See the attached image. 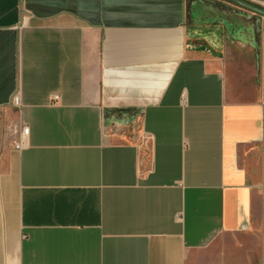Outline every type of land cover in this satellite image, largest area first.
I'll use <instances>...</instances> for the list:
<instances>
[{"label":"crops","instance_id":"0c3cea01","mask_svg":"<svg viewBox=\"0 0 264 264\" xmlns=\"http://www.w3.org/2000/svg\"><path fill=\"white\" fill-rule=\"evenodd\" d=\"M192 5L0 0V264H264L263 82L231 79L261 16Z\"/></svg>","mask_w":264,"mask_h":264},{"label":"rangeland","instance_id":"374dc122","mask_svg":"<svg viewBox=\"0 0 264 264\" xmlns=\"http://www.w3.org/2000/svg\"><path fill=\"white\" fill-rule=\"evenodd\" d=\"M207 11V12H206ZM191 12V17L193 19H198L197 21L192 20V19H187V23L189 24L188 29H190V33L194 34L193 30H194V24L196 23V25L198 24L200 28L206 30L205 32H197L198 35H209L208 31L210 29V17H209V7H200V6H195L192 5L190 6V11ZM200 16V17H199ZM250 16V15H249ZM252 16V18H251ZM250 16L249 21L251 22L253 26V32H254V37L253 40L252 36L250 34V42L255 46V51L256 54L252 55V56H246V54H241V56L243 55L245 57V59L239 58L238 62L236 64L239 65L238 70H235V76L232 77L231 79L233 80V82H239L241 84H244V89L247 88V85L249 83H253L255 86V96L259 97L260 96V90H261V59H260V54H259V50H260V45H261V37L259 33L255 32V28H256V19L259 17H255L253 15ZM253 22H252V21ZM263 29H264V21H263ZM259 26L261 27V24H259ZM189 40H193L195 39V37L191 36L188 38ZM248 39V38H247ZM254 56V57H253ZM243 58V57H242ZM244 61V62H242ZM243 90V89H242ZM240 91V93H238V90H234L235 93V99L238 100H242L243 98L247 99L246 96L244 95L243 91ZM238 91V92H237ZM16 117H15V108H12L10 111V114L7 116L5 115V112L3 110H0V126H1V131H2V135L4 134L3 132L8 133L10 131L9 127H11L15 121ZM119 138H124V139H131V140H136V141H143V137L139 134L137 127L136 128H130L128 129L126 132H123L119 135ZM255 251H257L256 247H255Z\"/></svg>","mask_w":264,"mask_h":264},{"label":"water","instance_id":"95a60500","mask_svg":"<svg viewBox=\"0 0 264 264\" xmlns=\"http://www.w3.org/2000/svg\"><path fill=\"white\" fill-rule=\"evenodd\" d=\"M200 2L202 3H209V4H212V6H216L219 1L221 0H199ZM225 1H228V2H231L239 7H243L255 14H258L260 15L261 17H259V19L256 22V33H259L260 36L261 35H264V29H263V21L262 18L264 19V9L262 8H259V7H256L254 5H251L243 0H225ZM259 24H261V27L259 26ZM262 59H263V65H262V81H263V76H264V38L262 37ZM263 88H264V83H263ZM128 114L132 115L131 114V110H127Z\"/></svg>","mask_w":264,"mask_h":264},{"label":"trees","instance_id":"16d2710c","mask_svg":"<svg viewBox=\"0 0 264 264\" xmlns=\"http://www.w3.org/2000/svg\"><path fill=\"white\" fill-rule=\"evenodd\" d=\"M127 110H119V109H107L105 111V122L107 125H125L127 126L129 124V117L127 118H124L123 120H120L118 119V115L119 114H125L127 113ZM132 111L134 110H131V114H132ZM117 115V116H116Z\"/></svg>","mask_w":264,"mask_h":264},{"label":"built area","instance_id":"2783aa9c","mask_svg":"<svg viewBox=\"0 0 264 264\" xmlns=\"http://www.w3.org/2000/svg\"><path fill=\"white\" fill-rule=\"evenodd\" d=\"M12 103L17 106L18 105V97L14 96L12 99ZM28 132V128L27 127H22L21 128V135L26 134ZM21 138L18 139L17 143H15L14 147L16 149H19L21 147Z\"/></svg>","mask_w":264,"mask_h":264},{"label":"flooded vegetation","instance_id":"af4514ba","mask_svg":"<svg viewBox=\"0 0 264 264\" xmlns=\"http://www.w3.org/2000/svg\"><path fill=\"white\" fill-rule=\"evenodd\" d=\"M191 2L192 1H194V2H196V3H200V4H202L203 6H208V7H214V6H212V4H209V3H202V2H200L199 0H190ZM257 17V16H256ZM258 20V18L256 19V21ZM261 80H262V75H261ZM263 83H264V76H263V81H262ZM117 116V115H116ZM119 117H118V119H120V120H123L124 118H128L129 116H130V114H128V112L127 113H125V114H119L118 115Z\"/></svg>","mask_w":264,"mask_h":264}]
</instances>
